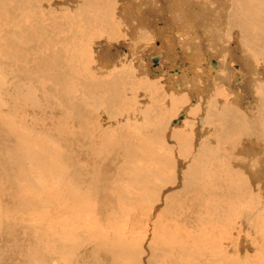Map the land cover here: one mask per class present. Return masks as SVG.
<instances>
[{
	"label": "bare ground",
	"instance_id": "6f19581e",
	"mask_svg": "<svg viewBox=\"0 0 264 264\" xmlns=\"http://www.w3.org/2000/svg\"><path fill=\"white\" fill-rule=\"evenodd\" d=\"M13 1H15V0H13ZM94 1L95 2L90 1V0H21V2L18 1V4L16 3V5H15L13 2H9V0H0V7L9 8V3H11L10 4L11 10L13 8V9L18 10L17 12L21 11L20 16H22V17L25 16L23 21L20 20L21 18H18L22 23L21 22H20L21 24L16 23L14 25L16 28H12V27H14L12 25V27H11L12 29H11L10 28L11 25H9L7 27V29H5L6 31L4 32L3 35L5 36L4 42H6L5 43L6 46L4 48L1 46L3 41L1 42V45H0V52L5 53V55H4L5 59L3 60L4 65H5V69H8L7 73L5 75L6 76L5 91L7 92L6 96L10 99V100L8 99L9 102L7 101L8 104L6 103L7 111H6L5 115L2 112L3 115L0 118H6V117L11 116L10 118H6L7 119L6 122H4V120H3L4 123L2 122V124H4V125H2L3 127H0L1 131H3V129H4V135H0V152H1V150H3V148H6L8 151V150H10V147H11V151H8V152H10L11 158L16 159L17 162H19L21 165H22V163L24 161L23 159L25 157H27V161H28V159H31V160H34L36 162V160L38 158L40 159V155L37 154V152H39V153L42 152L43 156L44 155L46 156L49 152L54 153L55 151L52 150L54 148L50 149L48 147H44L45 145H42L40 150H38L35 146L30 145L29 144L30 142L28 143V140H27L28 134H30V136L31 135H34V136L41 135L42 136L41 138H43V136H57L58 135V137H62V139H64L63 137L70 136V135H68L70 133L64 132L62 134L63 131L61 129H63L62 128L63 126L59 127L60 124H59V126L57 125L58 127H55V128L52 127V128H54L53 130H50V128H46L47 131H39V130L35 131V130H33V126L31 127L28 124H26V117H25L24 108H21V104L18 103V101H21L23 103L24 97L25 98L27 97V98H29V102L30 101L32 102V99L34 97V91L35 90L37 92L40 91L41 86H43L42 91H44L45 89L50 91V92H48L47 90H45V92H44L45 95L41 94V97L46 96L43 99L47 98L50 101V103L56 99L58 94H61L63 97L64 96L67 97V96H69V94L72 95L73 92L75 94L77 91L76 87L71 89L70 93L65 94V93H63V92H65V89L63 88V86H64L65 82L68 85L67 81H71V77H73L72 74L75 73L74 69H76V68L81 69L83 67L84 68V74L86 75V79H88L87 83L89 81V85H92V87L95 85L96 87H98L100 89L101 92H102V90H107L105 92H108L109 90L113 89L116 86V84L119 85V82L124 84V89L129 94L131 92V89L134 90V87H136V85H139L137 87L148 86V87H145L146 89L144 91L148 90V88H150L152 86L158 88L161 85V87L164 89V93L168 92V94L165 93L164 95H170L171 94V98L169 97L170 98L169 101H172L173 99H175V100H178V102H179V99L181 100L180 103H178L180 105V107H179L180 111L178 112L179 114L177 113L178 114L177 116L172 117L168 121V123H169L168 129H169V127L173 121H175L177 123H181V126L179 128L177 126H175L171 129H169V131H171V132H170V136H168L169 137L168 139L163 138L164 135L154 136V141H152V143L153 142H154L153 144L156 143V145H158V148L154 149V150L152 148L150 149L153 151V155H151V156L155 155L154 161L157 162V161H160V159H163L162 160V162H164L163 168H165L163 173H161V174H160L159 170H156L157 176H159V177L161 176L164 179L163 180L160 177L161 183H159L157 185V187L159 190L163 189L162 193H164L165 197L162 199L161 198L162 195H160V197H159L157 195V192H155V195H153V194L148 195V196H154L155 202L158 199L156 204L157 205L161 204L162 205L161 207L163 210L162 212H160V214H162V216L157 217V219L155 218L156 220H153L154 221L153 223H155L157 221L159 224L155 223V224L151 225L152 229H153L152 230L153 231L152 236L154 237V239L152 240V242H153L152 244L155 245V247L153 246V248H156L157 251L152 252L151 251L152 248L150 249L148 243H147L148 244L147 249H149V255H147V252H146L147 250L145 251L143 249L141 251V249L145 246L141 247V249L139 246H137V247L134 246L135 248H132V247L121 248L119 246V241H117L118 247H116V246H114V244L112 245L113 239H111V237L113 236L112 235L113 232L111 233V232L107 231L105 233L102 232L103 234H101L100 232L105 227L101 230L100 228L103 225L99 224L100 225V228H99L100 232H95V234L100 233V235L97 237V240H96L98 245H95L94 246L95 248L93 247L94 250L96 249V251H93V252L100 253L102 250H106L110 256V261H111V262L108 261L107 264H122L123 262L122 263H120V262L123 259L128 258L127 256H129L131 258L130 263L127 261L128 264H239L240 261H239V258L237 256V255H239V254H237V253H239V249H237L238 247L235 248V245L232 244V235L234 236L237 233V232L233 231L231 228L233 226L232 221H234V219L232 220V217H233V215L239 216L237 214L240 210L244 213L247 212L245 209L248 210L249 207L246 208V205L244 204L245 202H243L244 199L241 200V199L237 198L236 194L238 195V193L242 189H244V187L246 185L245 183H247L249 181V182H251V185H254L255 187L259 186V189H260L259 192L261 193V195H263V200H264V191H262V184H264V169H263L264 166H261V165H264V157H263L264 142H262L264 139L261 141V140H259L260 135H258L259 138L256 135V134L260 133L259 130L262 128V125L264 128V8H263L264 7V0H117V2L119 1L118 2L119 4H117V3L115 4V2H116L115 0H99L98 2L96 0H94ZM45 2L47 5H51V3H52L53 8H55L57 10L58 14L56 13V16H54L55 18L52 16L53 14H51V16L53 17V18L52 17L51 18L56 20L54 23L57 26L59 25L61 28H63V31L66 34L63 36L64 40H68L69 36L76 35L77 32L80 30L83 31V33L86 30L88 31V33L90 30H93L90 32H92V33L94 32L95 34H97L98 37L105 36L104 35L105 33L107 35H109V37L106 39V41L102 40V41H104L103 47L98 46L96 50H95V48L90 50L91 48L89 47L90 51L83 52L82 55L86 57L87 61L85 58H82L83 59L82 65L79 64L80 61L78 59L80 56V54L78 52L80 50L79 51L75 50L74 48H76V47H74L73 49H71V51H73V54H72V52L70 53V48H69L70 45L67 46L69 49V53L68 52L67 53L70 56L68 58L65 57V54H63L62 50H60L61 48L58 49L59 50L58 52L57 51L55 52V50H54L55 48L53 49V48L49 47L47 54L41 53V51H42L41 49L44 50V48H47V46H48V44L45 43V40L42 39L44 37H41V35L43 33H40V34L36 33L37 30H38V32L40 31V29H38V26H40L41 22H39V24H36V27H35V26H32L31 24H29L28 18L31 19V17H34V16H35L34 18L38 17L35 14H34V16L33 15L31 16V14H29L30 12L32 13V11H33L32 9H31L32 11H30L31 5L40 4V6H41ZM35 6H32L33 9L35 8ZM37 6H39V5H37ZM256 6H260V10H254V7H256ZM42 8H40V9L37 8V9H39L38 12L39 11L41 12ZM48 8H49V6H48ZM50 8H51V6H50ZM78 8H81L83 10V13H80V10ZM26 9H28V11H30V12L28 13ZM37 9L36 10L34 9V11L37 12ZM51 10H52V8H51ZM70 10L73 11L72 13L74 16H78L80 18L78 20H74L72 15L70 16ZM46 11H48V10H46ZM0 12H1V10H0ZM5 12H6V10H5ZM17 12H13V13H17ZM112 13H115L116 15L119 16V20H115V23H117V25L121 26V28L119 29V35H118L119 39L118 38L112 39L113 35L117 34V32H116L117 27L112 24L113 20L110 19V15H112ZM39 14L41 15L42 13H39ZM54 15H55V13H54ZM7 16H10V15H7ZM14 16L16 17V15H14ZM45 16H46V14H45ZM6 17L4 16V18H6ZM13 17H11V18H13ZM41 17H43V19L45 18L43 15H41ZM4 18H2V19H4ZM116 18H117V16H116ZM2 19H0V20H2ZM15 19H17V17ZM39 19L41 20V18H39ZM5 20L6 19H4L5 23L9 21V20L5 21ZM32 20H33V18H32ZM47 20H45V21H47ZM125 20L127 21L126 22L127 24L123 22ZM34 21H36V20H34ZM82 21H86L85 24L83 23L85 25L84 29H81L79 27V24ZM2 22H3V20H2ZM37 22L38 21H36L35 23H37ZM47 22H45L44 28L46 26L48 28L49 23L47 24ZM18 24L21 26V29H19ZM4 25L5 24H3V26ZM41 26H43V22H42ZM49 26L51 27V25H49ZM47 28H46V30H47ZM50 29L52 30V27ZM53 30H52L53 32L57 31L54 28H53ZM18 31H19V33H17ZM41 31H43V28H41ZM61 31H62V29H61ZM88 33H87L86 37L89 35V39H90L92 37V34H90V33L88 34ZM55 34H56V32H55ZM85 34H84V36H85ZM50 35H52V34H50ZM90 35H91V37H90ZM49 38H50V36H49ZM57 38H58V36H57ZM61 38H62V36H61ZM157 38L159 39V41H161L163 43L164 47H165V45H167L169 47L170 51H175V49H177L176 53L178 54V56L172 57V55H170L169 53L161 54V51L159 49H155V52H153V50L156 46L155 45L153 47V45H154L155 40ZM54 39H56V38H54ZM76 39L78 40V38H76ZM82 40H83V38H82ZM50 41H53V40H50ZM49 43H51V42H49ZM90 43H92V42H90ZM86 44L87 43H85V45ZM88 44H89V42H88ZM88 44H87V46H88ZM66 45H67V43H66ZM85 45H83V47ZM64 46L65 45H63V47ZM41 47H43V48H41ZM174 47H176V48L174 49ZM86 48H88V47H86ZM112 49L114 50L115 53H112L113 52ZM151 49H152V51H151ZM63 50H64V52L67 51L66 48H64ZM94 50H95V52H94ZM148 50H149V52H147ZM161 50H163V48ZM81 51H82V49H81ZM155 53H159V54L156 55ZM153 56H154V58L161 59L160 60L161 64L162 63L168 64V62H169V64H170L169 72L173 73L171 75V77H168L167 75H165V73H164V75H159V74H157V72H155L156 74L155 73L153 74L151 72L150 64H151L152 60L154 59ZM180 56L184 57L185 60H187L186 58H188L189 61L192 62L191 64L196 63L195 66L193 67V69L191 68L194 71H195V69L197 70L199 64H202V62H204V61H208L209 66L211 63L212 68L208 73L209 74L208 78H206L204 76L203 77L201 76V78H200V77H198L196 72H193V76H192V74L188 75V74L184 73V68H182V64L179 63V59H181ZM0 57H1V55H0ZM2 57H3V55H2ZM215 58H217V59H215ZM0 60L2 61V59H0ZM72 61L75 62V65L79 61L78 64L82 67L80 68L79 66L76 67L74 65V67H76V68L72 69L71 64H69ZM185 63H187V62H185ZM175 65H177L176 68L174 67ZM189 65H190V63H189ZM189 65H187V66H189ZM193 65H191V66H193ZM2 67H1V69H2ZM119 67H120V71L118 69L117 72H115L114 76H111V73H113V70L116 68H119ZM183 67H184V64H183ZM214 67H216V68H214ZM181 68L183 70V73L181 71L182 74L178 75ZM79 72H80V70H79ZM2 74H3V72H2ZM144 75H146V76H144ZM82 76H83V74H82ZM2 77H4V76L2 75ZM2 77L0 76V78H2ZM78 77H79V75H78ZM29 79H31V82H33L34 84H31V85L25 84V81L29 80ZM74 79H75V76H74ZM83 79H85V78H83ZM42 81L45 83H48V85H45V83H43ZM35 82H37V83H35ZM161 82H163V83H161ZM2 84L3 83L0 81V88L4 87V86L1 87ZM158 84H159V86H157ZM69 85H71V84H69ZM89 87H91V86H89ZM121 88H120V91H121ZM152 88H150V89H152ZM176 88H177V90H174ZM92 89L96 90L97 88L96 89L92 88ZM163 89H161V91ZM72 90H74V91H72ZM0 91H2V90H0ZM89 91L91 92V90H89ZM120 91H117L115 93H111V95L122 96L121 94H119ZM47 92L50 94L48 95ZM147 92H149V91H147ZM147 92H145V93H147ZM3 93H5V92H3ZM156 93L157 92H155V94ZM162 94H163V92H162ZM154 95H153V97H154ZM156 95L158 96V94H156ZM90 96H92V95H90ZM7 97H5V98H7ZM148 97H150V96H148ZM148 97L146 98V100H149ZM1 98L2 97L0 94V99ZM71 98L72 97H69L67 99L70 100ZM82 98H85V95L82 96ZM169 98L166 97L167 100ZM182 98H184L183 100L187 99V103H185V101H183ZM80 100H81V98H80ZM86 100L84 99V102H86ZM90 100L88 102L89 104H91ZM117 100H119V96L118 97H110V98H107L105 100L103 99V101H106V102L113 101L114 103ZM33 101H34V99H33ZM35 101H37V100H35ZM103 101H102V104H103ZM182 101L185 104H182ZM84 102L79 104V105L76 104L77 107H76V109H74L75 111L73 112L71 109L70 111L65 113V115L71 114L69 116V117H71L74 114L78 118L80 117L82 119H85L87 116V113L89 112L91 107L87 109L88 106L86 107V105H85L86 103H84ZM96 102H97V100H96ZM4 104H5V100H3V105ZM169 104H170V107L175 106L174 104L171 105L172 104L171 102ZM33 105H34V103H33ZM48 106H49V104H48ZM55 106L58 107L57 109L61 108V107H59L60 103L55 105ZM113 106H114V104H113ZM45 107H47V106H45ZM49 109H50L49 113L51 114L53 109L51 107H49ZM99 109L100 108H98V110ZM112 109H114V108H112ZM34 110L35 109H32V111H34ZM140 111H138V112H140ZM194 111L196 113V120H195L196 122L192 123V124L193 125L195 124V126L193 127V130L195 132V136H192L191 135L192 133H189V132L187 133L186 131H188V129H189V131H193V130H191L192 125L189 124V117L191 116V114H195V113H193ZM111 112H113V111L111 110ZM143 112H145V111H143ZM20 113L22 114V116L20 115ZM46 113H48V112H46ZM115 113L117 114L116 117L118 118L119 111H115ZM36 114L38 115L37 117H40L39 113H36ZM41 114H42V112H41ZM48 114H47V116H48ZM98 114H100V113H98ZM4 116H6V117H4ZM136 118H138V117H136ZM49 119H52V118H49ZM115 121H117V119ZM165 121H167V120H165ZM57 122H59V121H57ZM60 122H62V120H60ZM80 123H78V124H80ZM88 123H90V122H88ZM88 123H84V124L86 125ZM219 123H220V125H219ZM81 124H83V122ZM118 124H119V122H118ZM144 124H145V122H144ZM232 124H234V125L232 126ZM155 125L156 124H154V126ZM159 125H162V124H159ZM218 125H219V127H218ZM65 126H66L65 130L66 129L70 130L72 132V136L74 135V138H75V135H76V132H77L79 126L76 128L74 127V125H70V124H66ZM230 126H232L231 127L232 133H233V131H236L235 129L233 130V128H236V126L240 127V129H237L239 132L243 129L242 130L243 134H242V132L240 133L242 135L243 139L241 137V139H239V140H241L240 142H237L238 140L236 138L234 139V140H236V144L240 143V145H237L238 146L237 147L233 144L234 147H237V148H236V151L234 150L232 152L227 149L229 145L228 146L223 145L225 141L224 142L222 141L223 142L222 146H219L217 143H215L214 136L216 134L213 135V133H211V130L213 132H215V129H218V128H220L222 131H223L222 128H225L228 130V129H230ZM151 128H152V131H155V129H156V127H151ZM153 128H155V129H153ZM161 128H163V127H161ZM29 129H32V130H29ZM157 129L160 130L159 128H157ZM257 129H259V130H257ZM227 130H226V132H227ZM254 130H256V132H258V133L254 134L255 133ZM150 131H151V129H150ZM246 131L254 132L253 136L251 134H248L247 137L245 138L243 135ZM99 132L103 133L104 130L99 129ZM248 132H246V133H248ZM82 133H83V131H82ZM165 133H167V128H166ZM215 133H217V132H215ZM154 134H155V132H154ZM240 134H239L238 138L241 136ZM80 135H82V134L80 133ZM89 135L91 137L88 138V140L86 142L84 141L85 144L87 143L89 148L100 149V147H94L96 144L98 145V141L96 140V137L91 135V132ZM217 135H219V134H217ZM237 135H238V133L235 134V137H237ZM249 135H251V136L249 137ZM233 136H232V138H233ZM189 137H190V145H192V149L190 150L189 155L187 157H184L182 155V153H183L182 151L176 150V145L174 143H175V141H181L184 138H189ZM226 137H227V134H226ZM262 137H264V135H262L261 138ZM228 138L230 140V136L227 137V141H228ZM31 139L32 138H30V141H31ZM42 141H43V139H42ZM32 142H34V141L32 140ZM219 142H221V141H219ZM230 143L232 144V142H230ZM35 144L36 143H34V145ZM45 144H46V142H45ZM87 144H86V146H87ZM140 144H142V142ZM144 144H145L144 146H147L148 141L145 140ZM228 144H229V142H228ZM231 144H230V146H231ZM36 145H38V144H36ZM70 145H72V144H70ZM74 145H75V143H74ZM179 145H181V144H179ZM233 145H232V147H233ZM59 146L61 147V145H59ZM65 146H67V144ZM115 146L119 147V142L112 143L111 146L108 147V149H106V148H105L106 150L104 149L105 150L104 152H106L108 150L113 151ZM130 146H132V145H130ZM187 147H188V145H187ZM73 148H75V147H73ZM233 148H231V149H233ZM58 149H60V148H58ZM118 149H117V152H118ZM124 149H126V148H124ZM36 150H37V152H36ZM150 150H148V152ZM86 151H88V150H86ZM159 151H160V156H159ZM80 152H82V151L80 150ZM80 152L78 151V153H80ZM235 152H236V154L237 153L243 154L245 156L247 155V156H250L252 158L254 156H256V158L258 156H261V159L259 157L261 164L259 165V167L256 168L253 166L254 164L252 165L249 162L250 159H249V161H237L235 159V156H234ZM69 153H70V151H69ZM73 153H75V152L73 151ZM83 153H84V155L86 154V152H83ZM4 154H7V153H4ZM51 154L52 153H50V155ZM57 154H58V152H57ZM63 154H62V157L64 156ZM238 154L236 156H238ZM21 155L24 157L22 158ZM105 155L106 154H100V156H105ZM122 155H124V154H122ZM58 156H60V154L57 155V159H58ZM85 156H82V157H85ZM92 156L94 157L93 154H92ZM108 156H109V152H108V155H106V158H108ZM2 157H4V156H2ZM51 157H52V155H51ZM97 157H98V155H97ZM148 157H149V155H148ZM195 157L197 160L193 161ZM8 158H10V157H8ZM60 158L61 157H59V159ZM76 158L79 159V156H77ZM76 158H75V160H76ZM238 158H240V156L237 157V159ZM241 158H242V156H241ZM85 160H86V157H85ZM143 160H144V157H143ZM147 160L151 161L152 159L148 158V159H146V161ZM182 160H184V161H182ZM241 160H244V159H241ZM25 161H26V159H25ZM49 161H51V160H48L47 162H49ZM87 161H88V159H87ZM93 161H95V160H93ZM65 162H67V161H65ZM71 162L75 163L73 161H71ZM140 162H139V165L142 164ZM12 163H13V161H12ZM80 163H82V162H80ZM27 164H29V163H27ZM36 164H37V162H36ZM177 164L182 165V167L185 166V168L182 169V171L186 170V168L187 169L190 168L188 170L193 172V173H191L192 175L187 171L184 172L185 181H184L183 187L180 186L181 184L178 185L177 183H175V184L172 183V179L173 178L175 179L174 171L177 168ZM147 165H148V163H147ZM160 165L161 164H159V166ZM30 166L28 165L27 168H29ZM140 166H142V165H140ZM145 166H146V164H145ZM149 166H147L148 167L147 170H145L143 168L145 171H147V172H145L143 170L146 174L151 172V168H150L151 166L150 167ZM21 167H23V166H21ZM36 167L37 166L35 165L34 168H36ZM171 168L173 169L174 177L170 180L165 179V177L167 178V176H172L170 173ZM19 169H20V167H19ZM78 169L80 170V168H78ZM140 169H142V167ZM94 170H96V169H94ZM97 170H99V169L97 168ZM39 171H41V170H38L37 173L35 171V173L37 175H35L34 173H33L34 175H32L31 174L32 171L29 174H31V177L32 176H34V177L38 176L40 178L41 175H43V174H42V172L40 173ZM54 171L55 170L53 168V172ZM132 171H134V170H132ZM138 171H137V173H138ZM86 172H87V170H86ZM74 173H76V171ZM245 173L247 174L248 179L244 178V176L246 175ZM24 174H26V176H27L28 173H24ZM49 174L50 173L46 174L47 177H44L43 179L48 178L50 176ZM59 174H61V173H59ZM119 174H120V172H119ZM62 175H64V174H62ZM127 175H129V174H127ZM127 175H125V178L127 177ZM129 176H131V175H129ZM25 177L23 178V180H25ZM38 177H35V178H38ZM60 177H62V176H60ZM131 177H134V176H131ZM142 177L143 176H141V178ZM153 177L155 180V175ZM51 179H53V178H51ZM84 179H85V177H84ZM94 179L97 180L96 183L99 182V179H101V177L98 176L97 171L93 175V180ZM119 179H121V178H119ZM245 179H247L248 181L245 182ZM65 180H68V179L65 178ZM123 180H124V178H123ZM123 180H121V181H123ZM27 181H28V179L26 180L25 183H27ZM42 181L44 182V180H42ZM48 181L50 182L49 179H48ZM125 181H123V182H125ZM142 181L144 182L145 179ZM182 181H183V179H182ZM119 182H118V184H119ZM150 182H151V180H150ZM37 183H38V181H37ZM40 183H41V181L39 182V184ZM45 183H47L46 180H45ZM92 183H93V181H92ZM258 183H261V185H258ZM42 184L44 185V183H42ZM121 184H123V183H120L119 185H121ZM144 184L145 183H143L142 185H144ZM31 185H33V184H31ZM40 185H39V187H40ZM45 185H47V184H45ZM56 185L57 184H54V186H56ZM92 185H91V187H92ZM97 185H94V186L96 187ZM151 185H153V184H151ZM50 186L52 187L53 185L51 184ZM246 186H248V185H246ZM35 187H36V185H35ZM46 187H49V186H46ZM57 187L58 186H56V190H57ZM100 187L98 186L97 188H100ZM2 188H4V187L2 186ZM75 188H77V187H75ZM75 188H72L71 186H69L70 190H73ZM86 188H87V186H86ZM113 188H114V186H113ZM246 188H248V187H246ZM41 189H43V188H41ZM45 189H47V188H44V190ZM52 189H53V187L48 189V193H49V191H51V193H49V197L52 195H54V197H55V193L53 194L54 191H52ZM103 189H104V187H103ZM117 189H118V187H117ZM129 190H131V189H129ZM132 190H133V188H132ZM140 190L141 189H139V192H141ZM7 191L8 190H6V192ZM15 191H16V189L14 190V192ZM17 191L15 193H9V194L7 193L8 195H6V197H5L6 204L11 205V203H12V206L14 207L13 204L20 205V204L25 203V199H24L23 195L21 194L22 192L20 193ZM95 191H96V188H95ZM100 191H103L102 188H100ZM111 191L112 190H110V192ZM142 191H144V190L142 189ZM190 191H191V193H190ZM249 191H250V189H249ZM32 192H34V191L32 190ZM45 192H47V190ZM117 192H119V191H117ZM127 192H128V190L126 191V193ZM139 192H137V193H139ZM254 192H255V190L252 189V193L250 192L251 195L249 193L250 199L253 198ZM38 193H40V192H38ZM2 194H3V192H2ZM27 194H28V192H26V195ZM42 194H44V193H42ZM71 194L73 196L72 191H71ZM98 194H100V193H98ZM101 194H102V192H101ZM119 194H120V192H119ZM135 194H134V196H135ZM188 194L193 195V199L191 200V202H195V205L192 204L193 206H195V213L194 214L190 213V210H187L186 208H184V206H185L184 203H185L188 208H190L191 210L194 209L193 206L190 205V203H189L190 201L188 202V205H187L186 200L189 198H187L186 200L181 198L182 196L188 197ZM258 194L259 193H257V195ZM247 195H248V193H247ZM247 195H245V196H247ZM41 196H39V197H41ZM44 196H46V195H44ZM44 196H42V197H44ZM112 196L113 195H111V197ZM129 196L130 195L127 196L128 199H129ZM242 196H244V195L242 194ZM76 197H78V196H76ZM81 197L84 198L83 196H80V198ZM118 197H119V199L121 198L120 195L119 196L117 195V198ZM135 197L140 198L141 195H140V197H137V196H135ZM143 197H144V195H142V200H143ZM92 198H94V197H90L91 200H92ZM108 199H110V198H108ZM125 199H126V197H125ZM150 199H152V198H150ZM256 199H257V197H256ZM44 200L46 202H49L48 200H46V198ZM54 200H55V198H54ZM135 200H137V199H135ZM45 201L42 200L40 202L43 203ZM111 201H112V199H111ZM145 201L147 202L146 199H145ZM181 201L184 203H182ZM247 201H248V199H247ZM77 202H79V201H77ZM93 202H94V204H96L95 201H93ZM125 202H126V200H125ZM141 202H143V201H141ZM250 202H248V203H250ZM50 203H51V201H50ZM153 203H154V201H153ZM255 203H256V201H255ZM35 204L36 203H34L33 205L35 206ZM57 204H58V202H57ZM103 204H106V203H103ZM261 204H262V202H261ZM80 205L78 204L79 207H80ZM130 205H131V203H130ZM150 205L152 206V204H150ZM150 205H148V206L150 207ZM262 205H264V204H262ZM43 206H44V204H43ZM57 206H59V205H57ZM121 206H123V205H121ZM137 206H138V204H137ZM142 206L143 205H141V207ZM154 206L155 205H153V209H155ZM141 207H139V208H141ZM145 207L149 208V207H147V205ZM15 208H17V210L23 209V208H20L17 206ZM69 208H71V207H69ZM142 208H144V207H142ZM262 208H264V207L262 206ZM29 209L33 210L32 208H29ZM42 209H44V208H42ZM50 209L51 210L54 209L53 212H55V213L58 212V211H55L56 210L55 207H53V209L52 208H50ZM10 210H11V207H10ZM13 210H15V209H13ZM80 210H81V208H80ZM109 210H110V208H109ZM4 211H6V210L4 209ZM90 211H92V210L90 209ZM147 211L148 210H146V212L144 211L145 214L147 213ZM30 212H32V211H30ZM125 212L127 213V210ZM242 212H241V214H243ZM19 213H21V211ZM46 213H48V210ZM62 213H63V211H62ZM71 213H73V212H70V214ZM78 213H79L78 215L81 214L80 212H78ZM98 213H99V211H98ZM139 213H140V210H139V212L137 211V216ZM158 213H159V211H158ZM11 214H13V213H11ZM33 214L36 215V213H33ZM39 214H41V212ZM90 214H91V212H90ZM110 214H111V212H110ZM252 214H255V212ZM44 215H42V217H41L42 219H43ZM83 215H84V213H83ZM249 215H251V214H249ZM256 215L257 214H255V216ZM30 216H31V214H30ZM55 216H54V218H56ZM60 216H61V214H60ZM251 216H253V215H251ZM36 217H37V215H36ZM70 217L75 218L72 215H70ZM128 217H129V215H128ZM32 218L30 219V221H32ZM35 218H33V219H35ZM241 218H242V216H241ZM67 219H68V217H67ZM67 219L65 220V222L68 221ZM105 219H104V221H106ZM130 219H132V218H130ZM57 220H60V218ZM119 220H120V218H119ZM236 220H237V218H236ZM238 220H240V217ZM40 221L39 220L37 221L38 222L37 223L38 228H40V229L43 228V231L44 230L46 231V229H47V234H46V232H44L46 234V236L45 237L40 236V237L35 238L36 244L35 245L33 244L34 245L33 247H29L27 245L29 248H26L25 246H22L20 248L17 246H12V244L9 243L8 237L12 233L9 231L8 223H6L2 219V216L0 215V264H8V261L11 259V256L15 252L23 255V257L20 258L19 261H17V264H61L63 259L65 260L64 264H75V262H72V261H74L77 258L72 260V256H64L62 261H60V260H58L59 255L57 254L58 258H57V260L55 259V249L57 246V244H56L57 238L55 240L53 231H54V227L59 226L58 221H55V219H54V225H53V223L49 222L48 218H47L48 222L45 221L46 225L48 224L47 226L46 225L44 226V223L40 222ZM70 221H72V220H70ZM77 221H78V219H77ZM96 221H95V224H96ZM100 221H101V219H100ZM91 222H94V221L92 220ZM73 223H75V222H73ZM81 223H80V219H79L78 224H81ZM139 223H137V226L139 225ZM66 224L68 225V222ZM87 224H89V223H87ZM125 224H127V222ZM243 224H244V222H243ZM67 225H65V226L67 227ZM105 225H107V224H105ZM111 225H113V224H111ZM72 226H74V225H72ZM238 226H239V224H238ZM88 227H89V225H88ZM113 227H114V225H113ZM119 227H121V229H123L121 226V223H120V226H118V228ZM107 228H108V226H107ZM118 228H116V229L118 230ZM35 229H37V228H35ZM109 229H111V226L109 227ZM14 230H16V229H14ZM37 230H39V229H37ZM56 230H57V228H56ZM86 230L88 231L89 229H86ZM94 230L95 231L97 230L96 226H95ZM94 230L92 229V230H90V232L94 231ZM129 230L131 231V229H129ZM135 230H137V229H135ZM20 231H22V230H20ZM41 231H40V233H41ZM77 231H75V232H77ZM113 231H114V229H113ZM236 231H237V229H236ZM35 232H37V231H35ZM54 232H56V231H54ZM65 232H66V230H65ZM79 232L84 234L83 231H79ZM90 232H85V233H90ZM121 232H122V230H121ZM121 232H120V234H121ZM132 232L130 233V236L132 235ZM234 232H235V234H234ZM125 233H127V232H125ZM135 233L136 232H134V234ZM56 234H58V233L56 232ZM74 235H78V233L77 234L75 233ZM110 235H112V236L110 237ZM20 236H22V235L20 234ZM87 236H90V235H87ZM96 236H97V234H96ZM137 236H140V235L137 234ZM153 237H151V238H153ZM30 238L31 237H29V236L26 237L23 240V242L26 243ZM75 238H77V237L75 236ZM128 238L130 240V237H128ZM116 239H117V237H116ZM82 240L84 241L85 239H82ZM66 241H67V239H66ZM137 241H139V239ZM69 242H70V240H69ZM89 242L88 243L86 242V243L89 244ZM96 242H95V244H97ZM126 242H128V241H126ZM64 243H65V241H64ZM240 243H241V241H240ZM81 244H84V243H81ZM128 244L129 243H127V245ZM84 245H86V244H84ZM84 245L83 246L81 245V246L85 247ZM130 245H131V242H130ZM142 245H143V243H142ZM86 246H88V245H86ZM58 248L60 249V246H58ZM73 248H74V246H73ZM85 248L84 249L82 248V249L85 250ZM66 249H68V248H66ZM76 249H77V247H76ZM76 249L74 248V250H76ZM88 249H89V247H88ZM93 249L90 250L91 253H88V254L86 253L87 254L86 257L84 256V261L86 263H83V264H87V263H89V264H106L105 259L101 260V256L99 254L95 256V254L93 253L94 256L91 257V255H93L92 254ZM68 251H69V249L67 250V252ZM76 251H78V250H76ZM77 253H79V252H77ZM77 253H76V257L78 256ZM83 253H84V251H83ZM107 253H105V254H107ZM235 254H237V255H235ZM74 256H75V254H74ZM79 256H78V258H80ZM240 256L241 255H239V257ZM143 258L145 260H143ZM152 258H153V260H152ZM81 261L83 262V260H81Z\"/></svg>",
	"mask_w": 264,
	"mask_h": 264
},
{
	"label": "rangeland",
	"instance_id": "374dc122",
	"mask_svg": "<svg viewBox=\"0 0 264 264\" xmlns=\"http://www.w3.org/2000/svg\"><path fill=\"white\" fill-rule=\"evenodd\" d=\"M18 1H20L21 2V0H15V1H11V0H9V2H13L15 5H16V3L18 4ZM90 1H93V2H95L94 0H90ZM97 2L99 1V0H96ZM116 2H115V4L117 3V4H119L118 2H117V0H115ZM11 3H9V8H4V7H0V10H1V12L5 9L6 10V12H5V10L1 13L0 12V19H2V18H4V16L6 17L7 15H10V16H7L6 18H4V19H6L5 21H7V20H9L8 22H4V19H2L3 20V22H2V20H0V45H1V42H2V47L4 48L5 46H6V42H4L5 41V36L3 35L4 34V32L6 31L5 29H7V27L9 26V25H11L10 26V28L12 27V25L14 26L16 23H20L21 21H23L24 20V18H25V16H20V12H17L18 10H16V9H13L12 8V10L10 9L11 7V5H10ZM25 5V4H24ZM27 5V4H26ZM36 5V6H35ZM35 5H31V8H30V11H32V13L30 12V11H28V9H26L27 10V12L29 13V14H31V16L33 15L34 16V14L36 15V16H38V17H36V18H34V17H31V19L30 18H28L29 19V24H31L32 26H35L36 27V24H39V22H41V24H40V26L42 25V22H43V26H38V29H40V31L38 32V30H37V34H40V33H43L42 35H41V37H44V38H42L43 40H45V43L46 44H48V46H47V48H44V50L43 49H41V48H43V47H41L40 49L42 50L41 51V53H43V54H47V52H48V50H49V47H51V48H55L54 50H55V52L57 51H59L58 49H60V50H62V52H63V54H65V57H70L69 56V49H68V47L67 46H69V48H70V53L72 52V54H73V51H71V49H73L74 47H76V48H74L75 50H80L78 53L80 54V56H79V64L80 65H82L83 64V59L82 58H85L86 59V57L85 56H83L82 54H83V52H88V51H90V50H92L93 48H95V50L97 49V47L98 46H101V47H103V45H104V41H106V39L109 37V35H107L106 33L104 34L105 36H100V37H98L97 36V34H95L94 32L92 33V32H90V31H93V30H90L89 31V33L90 34H92V37H91V35H90V39H89V35L86 37V35H87V33H88V31L86 30L84 33H83V31H78L77 32V34L76 35H72V36H69L68 37V40H64L63 39V36L64 35H66L65 33H64V31H63V28H61L59 25V27L54 23L56 20L55 19H52L54 16H56V13H57V10L55 9V8H53V5H52V3H51V5H47L46 4V2L43 4V5H41L40 6V4H35ZM37 5H39V6H37ZM32 6H35V10L37 9V8H42L41 9V12L39 11L38 12V10L39 9H37V12H35L34 11V9H33V7ZM48 6H49V8H50V6H51V8H52V10L54 11H52L51 10V8L49 9L48 8ZM28 7V6H27ZM37 7V8H36ZM264 8V7H263ZM32 9V10H31ZM79 10H80V13H83V10L81 9V8H78ZM16 10V11H15ZM46 10H48V11H46ZM254 10H260V6H256V7H254ZM43 11V12H42ZM13 12H17V13H13ZM34 12V13H33ZM48 14H47V13ZM52 12V13H51ZM73 11H71L70 10V16L72 15V17H73V19L74 20H78L80 17H78V16H74L73 15V13H72ZM8 13V14H7ZM39 13H42L41 15H43L45 18V20H47V21H45L44 19H43V17H41V15L38 14ZM54 13H55V15H54ZM79 13V14H80ZM7 14V15H6ZM22 14V13H21ZM45 14H46V16H45ZM51 14H53L52 16H51ZM58 14V13H57ZM14 15H16V17H17V19H15L16 17L14 16ZM23 15V14H22ZM49 15V16H48ZM14 16V17H13ZM19 16V17H18ZM40 16V17H39ZM113 18H112V17ZM116 16H117V18H116ZM11 17H13V18H11ZM50 17V18H49ZM52 17V18H51ZM18 18H21L20 20L18 19ZM32 18H33V20H32ZM39 18H41V20L39 19ZM55 18V17H54ZM51 19V20H50ZM110 19L111 20H113L112 21V24L114 25V26H116L117 28H116V32H117V34L116 35H113V37H112V39H114V38H118L119 39V29L121 28V26L120 25H117V23H115V20H119V16L118 15H116L115 13H112V15H110ZM32 22H31V21ZM34 20H36V21H38L37 23H35L36 21H34ZM17 21V22H16ZM47 22V24H48V28H47V26L44 28V26H45V22ZM11 22V23H10ZM31 22V23H30ZM76 22V21H75ZM124 23H126L127 21L125 20V21H123ZM10 23V24H9ZM22 23V22H21ZM20 23V24H21ZM33 23V24H32ZM86 23V21H82L80 24H79V27L81 28V29H84L85 27V25L84 24ZM116 25H115V24ZM3 24H5L4 26L6 27H4L3 26ZM8 24V25H7ZM46 24V25H47ZM127 24V23H126ZM49 25H51V27H52V30H53V28L55 29V30H57V31H55L56 32V34H55V32H53L50 28V26ZM83 25V26H82ZM3 26V27H2ZM18 26H19V29H21V26L18 24ZM119 26V27H118ZM12 28H16L15 26L14 27H12ZM11 28V29H12ZM41 28H43V31H41ZM46 28H47V30H46ZM45 29V30H44ZM52 31H50V30ZM60 29V30H59ZM61 29H62V31H61ZM4 30V31H3ZM46 32V33H45ZM81 32V33H80ZM17 33H19V31L17 32ZM86 33V34H85ZM88 33V34H89ZM45 34V35H44ZM50 34H52V35H50ZM84 34H85V36H84ZM44 35V36H43ZM54 35V36H53ZM79 35V36H78ZM82 35V36H81ZM4 36V37H3ZM49 36H50V38H49ZM52 36V37H51ZM57 36H58V38H57ZM61 36H62V38H61ZM84 36V37H83ZM75 37V38H74ZM236 37V36H235ZM46 38V39H45ZM54 38H56V39H54ZM76 38H78V40L76 39ZM80 38V39H79ZM82 38H83V40H82ZM53 40V41H50V40ZM88 39V40H87ZM100 39V40H99ZM77 40V41H76ZM92 40V41H91ZM102 40H104V41H102ZM55 41V42H54ZM57 41V42H56ZM49 42H51V43H49ZM53 42V43H52ZM81 42V43H80ZM88 42H89V44H88ZM90 42H92V43H90ZM4 43V44H3ZM66 43H67V45H66ZM84 43V44H83ZM85 43H87L88 44V46H87V44L85 45ZM50 45V46H49ZM61 45V46H60ZM63 45H65L64 47H63ZM83 45H85L84 47L86 48V47H88V48H84L83 47ZM92 45V46H91ZM156 45V46H155ZM94 46V47H93ZM155 46V48H154V50H153V52H155V49H159L160 51H161V54H167V53H169L170 55H172V57H176V56H178V54L176 53V51H177V49H175L176 47H174V49H175V51H170L169 50V47L167 46V45H165V47L163 46V43L161 42V41H159V39L157 38L156 40H155V43H154V45H153V47ZM177 46V45H176ZM91 49H90V48ZM64 48H66V50L67 51H65L64 52ZM163 48V50H161ZM81 49H82V51H81ZM90 49V50H89ZM46 50V51H45ZM95 50H94V52H95ZM113 50V49H112ZM151 51H152V49H151ZM68 52V53H67ZM147 52H149V50L147 51ZM112 53H115L114 52V50H113V52ZM62 54V53H61ZM78 54V55H79ZM134 54V53H133ZM156 55L157 54H159V53H155ZM0 55H1V57H0V59H2V61L0 60V76L2 77V75L4 76V77H2V78H0V81L3 83L2 84V86L1 87H3V88H0V90H2V91H0V94H1V99H0V117H2V115L4 114L5 115V113H6V111H7V108H6V103L8 104V102H9V98L6 96V91H5V86H6V73H7V70L8 69H5V65H4V62H3V60L5 59V57H4V55H5V53L4 52H0ZM2 55H3V57H2ZM77 56V55H76ZM181 57V56H180ZM153 58H154V56H153ZM84 59V60H85ZM157 59V60H156ZM187 60H185L184 59V57H181V59H179V63H181L182 64V68H184V73H186V74H188V75H191L192 74V76H193V72H196L197 73V75H198V77H200L201 78V76L203 77H206V78H208V73H209V71L211 70V68H212V65H211V63H210V66H209V62L208 61H204V62H202V64H199V66H198V69L196 70L195 69V71L194 70H192L193 69V67L195 66V64L193 65V64H191L192 62L191 61H189V59L188 58H186ZM215 59H217V58H215ZM160 60L161 59H159V58H154L153 60H152V62H151V64H150V70H151V72L154 74L155 72H157V74H159V75H164V73H165V75H167L168 77H171V75L173 74V73H170L169 72V69H170V64H169V62H168V64H161L160 63ZM181 60V61H180ZM75 61V60H74ZM74 61H72L71 63H69V64H71V66H72V69H74V68H76V67H82V66H80L79 64H78V62H77V64L75 65V62ZM86 61H87V59H86ZM154 61V62H153ZM82 62V63H81ZM185 62H187V63H185ZM190 63V65H189V63ZM212 62V61H211ZM159 63V64H158ZM183 64H184V67H183ZM4 65V66H3ZM74 65L76 66V67H74ZM187 65H189V66H187ZM191 65H193V66H191ZM3 66V67H2ZM176 66V65H175ZM174 66V67H175ZM1 67H2V69H1ZM155 68V69H154ZM182 68H181V70H180V72H179V74L178 75H181L182 73H183V70H182ZM192 68V69H191ZM214 68H216V67H214ZM119 69V71H120V67L119 68H116V69H114L113 70V73H111V76H114V74H115V72H117V70ZM153 69V70H152ZM167 69V70H166ZM208 69V70H207ZM2 70V71H1ZM5 70V71H4ZM79 70H80V72H79ZM190 70V71H189ZM74 71H75V73H73L72 75H73V77H71V81H67L68 82V85H67V83L65 82L64 83V86H63V88L65 89V92H63V93H65V94H67V93H70V90L71 89H73L74 87H76V89H77V91H76V93L74 94V92L72 93V95H70L69 94V96H62L61 94H58V96L56 97V99L53 101V102H51L50 103V101L46 98V99H43V98H45L46 96H44V97H41V94H44L45 95V90H47V89H45L44 91H42L43 90V86H41L40 87V91H34V97H33V99H34V101H33V99H32V102L30 101L29 102V98H25L24 97V101H23V103L21 102V101H18V103H20L21 104V108H24V111H25V117H26V124H28L29 126H33V130H39V131H47V129L46 128H50V130H53L55 127H58L59 126V124H60V126L59 127H62L63 129H61L63 132H62V134L64 133V132H66V133H70V134H68V135H70V136H67V137H63L64 139H62V137H58V135L57 136H43V138H41L42 136L41 135H37V136H34V135H31L30 136V134H28L27 135V140H28V143L30 144V145H32V146H35L38 150H40L41 149V146L42 145H45L44 147H48V148H50V149H52V148H54V149H52L53 151H55L54 153L53 152H49L46 156L44 155L43 156V153L41 152V153H39V152H37V150H36V152H37V154H39L40 155V159L38 158L37 160H36V162H37V164H36V162L34 161V160H31V159H28V161H27V157H25L23 160V163H22V165L19 163V162H17V160L16 159H13V158H11V155H10V152H8V151H11V147H10V150H8L7 151V149L6 148H3V150H1V152H0V215L2 216V219L6 222V223H8V226H9V231L13 234H10V236L8 237V239H9V243L10 244H12V246H17V247H22V246H25L26 248H29V247H33L35 244H36V239L35 238H37V237H40V236H46V234H47V229H46V231L44 230L43 231V228H38V220L40 221V222H43L44 223V226L46 225V222H52L53 223V225H54V219H55V221H58V223H59V226H56V227H54V231H56L58 234H56V232H54L53 231V234H54V237H55V240H56V238H57V240H56V244H57V246H56V249H55V259L57 260V258H58V255H59V258H58V260H60V261H62V259L64 258V256H72V260H74L75 258H77V259H75L74 261H72V262H75V264H83V263H86L85 261H84V256L86 257V255L88 254V253H91L90 252V250L91 249H93V247L95 246V245H98V243L96 242V240H97V237L100 235V233L101 234H103V233H105V232H107V231H109V232H113L112 233V235H110V237H111V239H113V242H112V245L114 244V246H116V247H118V245H117V241H119V246L121 247V248H123V247H132V248H135V247H137V246H139L140 247V249H141V247H143V246H145V247H143L142 249H141V251L144 249L146 252H147V255H149V249H147L148 248V244H149V247H150V249H151V251L152 252H154V251H157L156 250V248H153V246L155 247V245L154 244H152L153 242H152V240L154 239V237L152 236V234H153V229H152V224H159L157 221L155 222V223H153L154 221L153 220H156L157 219V217H160V216H162V214H160V212H162L163 210H162V205L161 204H156L157 203V201H158V199H157V201L155 202V197L154 196H148L149 194H153V195H155V192H157V195L160 197V195H162L161 196V198L163 199L164 197H165V195H164V193H162L163 192V189H161V190H159L158 189V187H157V185L159 184V183H161V179H160V177L159 176H157V172H156V170H159L160 171V174L161 173H163V171H164V169L165 168H163L164 166V162H162V160L163 159H160V161H157V162H155L154 160H155V155L154 156H151V155H153V151L152 150H150L151 148L154 150V149H157L158 148V145H156V143L155 144H153L152 143V141H154V136H156V135H164L163 136V138H166V139H168L169 137L168 136H170V132L171 131H169V129H171V128H173V127H175V126H177L178 128L181 126V123H177V122H175V121H173L172 122V124L170 125V127H169V129H168V121L172 118V117H175V116H177L179 113V111H180V105L178 104V103H180V99H179V102H178V100H175V99H173L172 101H169L170 100V98H171V94L170 95H164L165 93H167L168 94V92H165L164 93V89L161 87V85H160V87H158V88H156V87H154V86H152V87H150V88H152V89H150V88H148V90H146V91H144L146 88L145 87H148V86H142V87H137V86H139V85H136V87H134V90L133 89H131V92H130V94L129 93H127V91L124 89V84L123 83H120L119 82V85L118 84H116V86L113 88V89H111V90H109L108 92H105V91H107V90H102V92L100 91V89L98 88V87H96L95 85L92 87V85H89V81H88V83H87V80L88 79H86V75L84 74V68L82 67L81 69H74ZM78 71V72H77ZM181 71H182V73H181ZM2 72H3V74H2ZM5 72V73H4ZM82 74H83V76H82ZM156 74V73H155ZM78 75H79V77H78ZM177 75V74H176ZM74 76H75V79H74ZM144 76H146V75H144ZM162 77V76H161ZM83 78H85V79H83ZM4 79V80H3ZM80 80V81H79ZM28 81V82H27ZM43 82V81H42ZM92 82V81H91ZM35 83H37V82H35ZM43 83H45V82H43ZM161 83H163V82H161ZM25 84H34L33 82H31V79H29V80H26L25 81ZM69 84H71V85H69ZM93 84V83H92ZM45 85H48V83H45ZM89 86H91V87H89ZM141 86V85H140ZM157 86H159V84L157 85ZM71 87V88H70ZM122 87V88H121ZM92 88H94V89H96V90H93ZM120 88H121V91H120ZM136 88V89H135ZM159 91H157L156 89ZM88 89V90H87ZM150 89V90H149ZM154 89V90H153ZM160 89V90H159ZM161 89H163L162 91H161ZM68 90V91H67ZM89 90H91V92L89 91ZM139 90V91H138ZM141 90V91H140ZM156 90V91H155ZM174 90H177V88L176 89H174ZM48 92H50L49 90H47ZM67 91V92H66ZM72 91H74V90H72ZM96 93H95V92ZM117 91H120L119 92V94H121L122 96H120V95H117V96H113V95H111V93H115V92H117ZM147 91H149V92H147ZM3 92H5V93H3ZM43 92V93H42ZM47 92V94L49 95L50 93H48ZM85 92V93H84ZM129 92V91H128ZM145 92H147V93H145ZM155 92H157L156 94H158V96L155 94ZM162 92H163V94H162ZM93 93V94H92ZM127 93V94H126ZM145 93V94H144ZM161 93V94H160ZM87 94V95H86ZM92 95V96H90V95ZM99 94V95H98ZM151 94V95H150ZM156 96H155V95ZM85 95V98H82V96H84ZM147 95V96H146ZM153 95H154V97H153ZM119 96V100H117L115 103L113 102V101H109V102H106V101H103V99L105 100V99H107V98H110V97H118ZM144 96V97H143ZM148 96H150V97H148ZM163 96V97H162ZM167 98H169L168 100L166 99V97ZM5 97H7V98H5ZM61 99H60V98ZM69 97H72L70 100L69 99H67V98H69ZM140 97V98H139ZM148 97V99L149 100H146V98ZM157 99H156V98ZM162 97V98H161ZM36 98V99H35ZM80 98H81V100H80ZM173 98V97H172ZM7 99V100H6ZM9 99V100H8ZM28 99V100H27ZM84 99L86 100V102H84ZM91 99V100H90ZM184 98H182V100H183ZM3 100H5V104L3 105ZM31 100V99H30ZM35 100H37V101H35ZM41 100V101H40ZM89 100H90V102H91V104H89L88 102H89ZM96 100H97V102H96ZM175 100V101H174ZM8 101V102H7ZM46 101V102H45ZM102 101H103V104H102ZM153 101V102H152ZM177 101V102H176ZM183 101H185V103H187V99L186 100H183ZM182 101V104H185L184 102ZM27 102V103H26ZM86 103L85 105H86V107H87V109L88 108H90V110H89V112L87 113V116H86V120L85 119H82V118H78L77 116H75L74 114L71 116V117H69L71 114H69V115H65V113H67L68 111H70L71 109H72V111L74 112L75 110L74 109H76V107H77V105H79V104H81V103ZM172 103L171 105H175V106H172V107H170V104L169 103ZM176 102V103H175ZM2 103V104H1ZM33 103H34V105H33ZM47 103V104H46ZM60 103V106L59 107H61L60 109H57L58 107L57 106H55V105H57V104H59ZM114 104V106H113V104ZM23 104V105H22ZM48 104H49V106H48ZM55 104V105H54ZM77 104V105H76ZM102 104V105H101ZM168 104V105H167ZM13 105V104H12ZM11 105V106H12ZM106 107H105V106ZM116 105V106H115ZM151 105V106H150ZM179 105V106H178ZM45 106H47V107H45ZM55 106V107H54ZM167 106V107H166ZM4 107V108H3ZM39 107V108H38ZM49 107H51L52 109H53V111H52V113L50 114L49 112H50V109H49ZM93 107V108H92ZM170 107V108H169ZM47 108V109H46ZM98 108H100L99 110H98ZM108 108V109H107ZM112 108H114V109H112ZM135 108V109H134ZM26 109V110H25ZM32 109H35L34 111H32ZM39 109V110H38ZM105 109V110H104ZM113 111V112H111V110ZM121 109V110H120ZM133 109V110H132ZM37 110V111H36ZM47 110V111H46ZM141 110V111H140ZM196 110V109H195ZM40 111V112H39ZM44 111V112H43ZM109 111V112H108ZM115 111H119V116H118V118L116 117L117 116V114L115 113ZM138 111H140V112H138ZM143 111H145V112H143ZM2 112H3V114H2ZM35 112V113H34ZM41 112H42V114H41ZM46 112H48V113H46ZM36 113H39V115H40V117H37L38 115L36 114ZM98 113H100V114H98ZM138 113V114H137ZM178 113V114H177ZM193 113H195V111L193 112ZM27 114V115H26ZM47 114H48V116H47ZM109 114V115H108ZM116 114V115H115ZM145 114V115H144ZM20 115L22 116V114L20 113ZM34 115V116H33ZM53 117H52V116ZM101 117H100V116ZM111 115V116H110ZM149 115V116H148ZM194 115V116H193ZM29 116V117H28ZM67 116V117H66ZM103 116V117H102ZM4 117H6V116H4ZM11 116H9V117H6V118H10ZM35 119H34V118ZM46 117V118H45ZM63 117V118H62ZM76 117V118H75ZM136 117H138V118H136ZM153 117V118H152ZM6 118H0V127H3L2 125H4V124H2V122H3V120H4V122H6L7 121V119ZM49 118H52V119H49ZM57 118V119H56ZM62 118V119H61ZM84 118V117H83ZM113 118V119H112ZM121 118V119H120ZM37 119V120H36ZM55 119V120H54ZM59 119V120H58ZM75 119V120H74ZM88 119V120H87ZM117 119V121H115ZM48 120V121H47ZM60 120H62V122H60ZM71 120V121H70ZM80 120V121H79ZM120 120V121H119ZM165 120H167V121H165ZM191 120V121H190ZM196 113L195 114H191V116L189 117V124L190 125H192V129L191 130H193V127L195 126V124L193 125L192 123H195L196 121ZM46 121V122H45ZM53 123H52V122ZM57 121H59V122H57ZM68 121V122H67ZM70 121V122H69ZM76 121V122H75ZM86 121V122H85ZM90 122V123H88V122ZM92 121V122H91ZM105 121V122H104ZM159 121V122H158ZM3 122V123H4ZM31 122V123H30ZM83 122V124H81V123ZM118 122H119V124H118ZM135 122V123H134ZM144 122H145V124H144ZM155 122V123H154ZM30 123V124H29ZM51 123V124H50ZM78 123H80V124H78ZM84 123H88V124H84ZM176 123V124H175ZM66 124H70V125H74V127L76 128V127H78V130H77V132H76V135H75V138H74V135L72 136V132L70 131V130H68V129H66L65 130V125ZM154 124H156L155 126H154ZM159 124H162V125H159ZM165 124V125H164ZM58 125V126H57ZM219 125H220V123H219ZM219 125H218V127H219ZM234 124H232V126H233ZM48 126V127H47ZM159 126V127H158ZM163 127V128H161V127ZM232 126H230V129H225V128H222L223 129V131L220 129V128H218V129H215V132H217V133H215V132H213L212 130H211V133H213V135L214 134H216L215 136H214V140H215V143H217L219 146H222V144H223V142H224V144L223 145H229L228 146V150L229 151H236V148L238 147L237 145H240V143H237L236 144V140H234L235 138L238 140L237 142H240L241 140H239V139H241V137H242V135L240 134L241 132H242V130L239 132L237 129H240V127L238 126H236V128H233V130L235 129L236 131H233V133H232V129H231V127ZM52 127H54V128H52ZM96 127V128H95ZM151 127H156V129L157 128H159L160 130H156L155 128H153V129H155V131H152V128ZM235 127V126H234ZM45 128V129H44ZM166 128H167V133H165V131H166ZM262 128H263V125H262ZM257 129V130H259V132L260 133H258V132H256V130H254L255 131V133L254 132H248V131H246V132H248V133H244V137L246 138L247 137V135L248 134H251L252 136H253V133L254 134H256V133H258V134H256L257 136L258 135H260V138H261V136L262 135H264V128L263 129ZM85 129V130H84ZM99 129H102V130H104V132L103 133H100L99 132ZM150 129H151V131H150ZM29 130H32V129H29ZM226 130H227V132H226ZM262 130V131H261ZM70 131V132H69ZM82 131H83V133H82ZM85 131V132H84ZM90 132H91V135H93L94 137H96V140L98 141V145L96 144L94 147H100V149H98V148H89L88 147V144H87V146H86V144H85V142L88 140V138H90L91 136L89 135L90 134ZM154 132H155V134H154ZM187 133L189 132V133H192L191 135L192 136H195V132H194V130L193 131H189V129H188V131H186ZM219 132V133H218ZM222 132V133H221ZM263 132V133H262ZM80 133L82 134V135H80ZM85 133V134H84ZM157 133V134H156ZM165 133V134H164ZM236 133H238V135H237V137H235V134ZM262 133V134H261ZM132 134V135H131ZM217 134H219V135H217ZM222 134V135H221ZM226 134H227V137H229L230 136V140H229V138H228V141H227V137H226ZM229 134V135H228ZM239 134L241 135L239 138H238V136H239ZM242 134H243V132H242ZM0 135H4V129H3V131H1L0 130ZM225 135V136H224ZM234 135V136H233ZM251 135H249V137L251 136ZM34 136V137H33ZM232 136H233V138H232ZM45 137V138H44ZM30 138H32L31 139V141H30ZM35 138V139H34ZM67 138V139H66ZM69 138V139H68ZM222 138V139H221ZM258 138H259V136H258ZM259 138V140H263L264 139V137H262L261 139ZM42 139H43V141H42ZM226 139V140H225ZM242 139H243V137H242ZM32 140L34 141V142H32ZM39 142H38V141ZM49 140V141H48ZM67 140V141H66ZM79 140V141H78ZM145 140H147L148 141V145L147 146H144L145 144H144V141ZM218 140V141H217ZM50 143H48V142ZM62 141V142H61ZM66 141V142H65ZM77 141V142H76ZM85 141V142H84ZM219 141H221V142H219ZM223 141V142H222ZM45 142H46V144H45ZM55 142V143H54ZM68 142V143H67ZM73 142V143H72ZM79 142V143H78ZM117 142H119V147H117V146H115V148L113 149V151L112 150H108V151H106V152H104L106 149H108V147H110L111 146V144L112 143H117ZM142 142V144H140ZM179 144H181V145H179ZM219 142V143H218ZM228 142H229V144H228ZM230 142H232V144L230 143ZM262 142H264V140L262 141ZM34 143H36V144H38V145H34ZM53 143V144H52ZM74 143H75V145H74ZM78 143V144H77ZM139 143V144H138ZM221 143V144H220ZM226 143V144H225ZM63 144V145H62ZM67 144V146H65ZM69 144V145H68ZM70 144H72V145H70ZM175 145H176V150L177 151H182L183 153H182V155L184 156V157H187L188 155H189V152H190V150L192 149V145H190V137L189 138H184L183 140H181V141H175V143H174ZM230 144H231V146H230ZM235 146H237V147H234V145ZM53 145V146H52ZM59 145H61V147L59 146ZM77 145V146H76ZM130 145H132V146H130ZM140 145V146H139ZM187 145H188V147H187ZM232 145H233V147H232ZM52 146V147H51ZM72 146V147H71ZM82 146V147H81ZM152 146V147H151ZM73 147H75V148H73ZM80 147V148H79ZM142 147V148H141ZM156 147V148H155ZM233 148V149H231V148ZM58 148H60V149H58ZM106 148V149H105ZM119 148V149H118ZM124 148H126V149H124ZM105 149V150H104ZM117 149H118V152H117ZM80 150L82 151V152H80ZM86 150H88V151H86ZM122 150V151H121ZM128 150V151H127ZM148 150H150L149 152H148ZM6 151V152H5ZM61 151V152H60ZM69 151H70V153H69ZM73 151L75 152V153H73ZM78 151L80 152V153H78ZM93 151V152H92ZM104 153H103V152ZM57 152H58V154H57ZM83 152H86V156L84 155V153ZM108 152H109V156H108V158H106V155H108ZM4 153H7V154H4ZM50 153H52L51 155H52V157H51V155H50ZM64 153V154H63ZM83 153V154H82ZM94 155V157L92 156V154ZM155 153V152H154ZM55 154V155H54ZM59 155L60 154V156H58V159H57V155ZM62 154L64 155L63 157H62ZM71 154V155H70ZM100 154H106L105 156H100ZM122 154H124V155H122ZM238 154V153H237ZM236 154V152H235V154H234V156H235V159L237 160V161H249V159H250V163L254 166V167H259V165L261 164V161H260V159H261V156H258L257 158H256V156H254L253 158L252 157H250V156H245V155H243V154H238V156H236L237 155ZM42 155V156H41ZM97 155H98V157H97ZM146 155V156H145ZM148 155H149V157H148ZM2 156H4V157H2ZM22 156V155H21ZM55 156V157H54ZM77 156H79V159L78 158H76ZM82 156H85L86 157V160H85V157H82ZM88 156V157H87ZM92 156V157H91ZM111 156V157H110ZM159 156H160V151H159ZM240 156V158H238L237 159V157H239ZM241 156H242V158H241ZM245 156V157H244ZM2 157V158H1ZM8 157H10V158H8ZM24 156H22V158H23ZM43 159H42V158ZM47 159H46V158ZM59 157H61L60 159H59ZM66 157V158H65ZM143 157H144V160H143ZM259 157H260V159H259ZM263 157H264V154H263ZM5 158V159H4ZM63 158V159H62ZM75 158H76V160H75ZM81 158V159H80ZM111 158V159H110ZM152 159L151 161L149 160H147L146 161V159ZM154 158V159H153ZM164 158V157H163ZM25 159H26V161H25ZM55 159V160H54ZM83 159V160H82ZM87 159H88V161H87ZM90 159V160H89ZM98 159V160H97ZM241 159H244V160H241ZM48 160H51V161H49V162H47ZM73 161V162H75V163H72L71 161ZM75 160V161H74ZM93 160H95V161H93ZM98 162H97V161ZM104 160V161H103ZM115 160V161H114ZM195 160H197L196 159V157L194 158V160L193 161H195ZM235 160V161H236ZM12 161H13V163H12ZM15 161V162H14ZM65 161H67V162H65ZM77 161V162H76ZM141 161V162H140ZM144 161V162H143ZM182 161H184V160H182ZM190 161V160H189ZM31 162V163H30ZM39 162V163H38ZM52 164H51V163ZM62 162V163H61ZM80 162H82V163H80ZM139 162L140 163H142V164H140V165H142V166H140L139 165ZM162 162V163H161ZM27 163H29V164H27ZM41 163V164H40ZM111 163V164H110ZM137 163V164H136ZM147 163H148V165H147ZM13 164V165H12ZM38 167H36V168H34V166L35 165ZM55 164V165H54ZM60 166H58V165ZM70 164V165H69ZM79 164V165H78ZM108 164V165H107ZM145 164H146V166H145ZM159 164H161L160 166H159ZM6 165V166H5ZM28 165L30 166L29 168H27L28 167ZM50 165V166H49ZM53 165V166H52ZM137 165V166H136ZM151 167H150V166ZM21 166H23V167H21ZM41 166V167H40ZM43 166V167H42ZM48 166V167H47ZM58 166V167H57ZM81 166V167H80ZM137 168H136V167ZM145 166V167H144ZM147 166H149L150 168H151V172L150 173H148V174H146L145 172H147V171H145V170H147ZM187 166V165H186ZM261 166H264V165H261ZM19 167H20V169H19ZM52 167V168H51ZM56 167V168H55ZM85 167V168H84ZM118 167V168H117ZM142 167V169H140V168ZM181 167V168H180ZM22 168V169H21ZM49 168V169H48ZM53 168H54V172H53ZM78 168H80V170L78 169ZM90 168V169H89ZM97 168L99 169V170H97ZM140 170H139V169ZM145 170H144V169ZM163 168V169H162ZM185 168V166H183L182 167V165H178L177 164V170L175 169V171H174V175H175V179L173 178L174 177V175H173V169L171 168L170 169V173H171V175L172 176H167V178L165 177V179H172V183L173 184H175V183H177L178 185H180L181 187H183V184H184V181H185V177H184V172H189L190 174L191 173H193L192 171H189L188 169H190V168H186V170H184V171H182V169H184ZM29 169V170H28ZM36 169V170H35ZM85 169V170H84ZM94 169H96V170H94ZM264 169V168H263ZM38 170H41V171H39L40 173L42 172V174L43 175H41V177L39 178L38 176H35V177H38V178H35L34 176H32L31 177V174L32 175H37L36 173H37V171ZM51 170V171H50ZM71 170V171H70ZM79 170V171H78ZM86 170H87V172H86ZM132 170H134V171H132ZM139 170V171H138ZM145 172H144V171ZM172 170V171H171ZM24 171V172H23ZM31 171H32V173H31ZM35 171H36V173H35ZM44 171V172H43ZM50 171V172H49ZM76 171V173H74ZM97 171V173H98V176L99 177H101V179H99V182H97L96 183V181L97 180H93V175L95 174V172ZM137 171H138V173H137ZM14 172V173H13ZM23 172V173H22ZM50 173L48 176V178H45V179H43L44 177H47V175L46 174H48V173ZM69 172V173H68ZM71 172V173H70ZM80 172V173H79ZM119 172H120V174H119ZM177 172V173H176ZM179 172V173H178ZM24 173H31V174H27V176H26V174H24ZM34 173V174H33ZM46 173V174H45ZM52 173V174H51ZM59 173H61V174H59ZM123 175H122V174ZM141 173V174H140ZM23 174V175H22ZM62 174H64V175H62ZM127 174H129V175H131V176H134V177H131V176H129V175H127ZM246 174V173H245ZM45 175V176H44ZM56 175V176H55ZM125 175H127V177L125 178ZM138 175V176H137ZM148 175V176H147ZM155 175V180H154V177L153 176ZM178 175V176H177ZM192 175V174H191ZM244 175V174H243ZM26 176V177H25ZM60 176H62V177H60ZM124 176V177H123ZM141 176H143L142 178H141ZM183 176V177H182ZM25 177V180H23V178ZM30 177V178H29ZM34 177V178H33ZM53 178V179H51V178ZM59 177V178H58ZM84 177H85V179H84ZM138 177V178H137ZM147 177V178H146ZM150 177V178H149ZM157 177V178H156ZM169 177V178H168ZM183 179V181H182V179ZM56 178V179H55ZM65 178L66 179H68V180H65ZM119 178H121V179H119ZM123 178H124V180H123ZM162 179H163V177H161ZM244 178H247L248 179V176H247V174L244 176ZM28 179V181H27V183H25L26 182V180ZM35 181H34V180ZM38 179V180H37ZM41 179V180H40ZM48 179L50 180V182L48 181ZM107 179V180H106ZM116 179V180H115ZM145 179V181L143 182L142 180H144ZM149 179V180H148ZM158 179V180H157ZM247 179H245V182H247L248 180ZM41 181V185L39 184V182ZM42 180H44V182L42 181ZM45 180L47 181V183H45ZM118 180V181H117ZM121 180H123V181H125V182H123V181H121ZM138 180V181H137ZM150 180H151V182H150ZM153 180V181H152ZM164 180V179H163ZM180 180V181H179ZM23 181V182H22ZM33 181V182H32ZM37 181H38V183H37ZM54 181V182H53ZM57 181V182H56ZM70 181V182H69ZM92 181H93V183H92ZM108 181V182H107ZM120 181V182H119ZM149 181V182H148ZM158 181V182H157ZM176 181V182H175ZM29 182V183H28ZM32 182V183H31ZM59 182V183H58ZM113 182V183H112ZM118 182H119V184L120 183H123V184H121V185H119L118 184ZM145 183L144 185H142L143 183ZM9 183V184H8ZM42 183H44V185L42 184ZM107 183V184H106ZM116 183V184H115ZM147 183V184H146ZM155 183V184H154ZM248 183V184H247ZM247 183H245L246 185H248V186H246L245 185V187H244V189H242L239 193H238V195L241 197H239L237 194H236V197L237 198H239V199H241V200H243V202H245L244 204L246 205V208H248L249 207V209L247 210V209H245L247 212H242L241 210L238 212V214L237 215H239V216H234L233 215V217H232V220L234 219V221H232L233 222V226L231 227L232 228V230L233 231H235V232H237L236 234H235V232H234V236L232 235V244L233 245H235V248L236 247H238L237 249H239V253H237V254H239V255H241L240 257H239V255H237V254H235V255H237L238 256V258H239V264H264V208H262V206L264 207V205H262V204H264V200H263V195H261V193L259 192L260 191V189H259V186H257V187H255L254 185H251V182H247ZM250 183V184H249ZM31 184H33V185H31ZM45 184H47V185H45ZM53 185L52 187H53V189H52V191H54L53 192V194L55 193V197H54V195H52V196H50L49 197V193H51V191H49V193H48V189H50V188H52L50 185ZM54 184H57L56 186H58L57 187V190H56V186H54ZM93 184V185H92ZM98 184V185H97ZM101 184V185H100ZM125 184V185H124ZM151 184H153V185H151ZM9 185V186H8ZM35 185H36V187H35ZM39 185H40V187H39ZM91 185H92V187H91ZM94 185H97L96 187L94 186ZM117 185V186H116ZM156 185V186H155ZM251 185V186H250ZM258 185H261V183H258ZM2 186L4 187V188H2ZM31 186V187H30ZM43 186V187H42ZM46 186H49V187H46ZM69 186H71L72 188H75V187H77V188H75V189H73V190H70L69 189ZM86 186H87V188H86ZM96 188V191H95V188ZM100 187V188H102V190L103 191H100V188H97V187ZM104 187V189H103V187ZM113 186H114V188H113ZM142 186V187H141ZM146 188H145V187ZM35 187V188H34ZM39 187V188H38ZM86 189H85V188ZM117 187H118V189H117ZM246 187H248V188H246ZM2 188V189H1ZM41 188H43V189H41ZM44 188H47V189H45L44 190ZM131 189V190H129V189ZM132 188H133V190H132ZM153 188V189H152ZM258 188V189H257ZM11 189V190H10ZM16 189V191L17 192H22L21 194L23 195V197H24V199H25V203H23V204H20V205H15V204H13L14 205V207L12 206V203H11V205H8V204H6V201H5V197H6V195H8L9 193H15L14 192V190ZM21 191H20V190ZM35 189V190H34ZM41 189V190H40ZM138 189V190H137ZM139 189H141L140 191L142 192H139ZM142 189L144 190V191H142ZM146 189V190H145ZM248 189V190H247ZM249 189H250V191H249ZM252 189H254L255 190V192H254V196H253V198L252 199H250V197H249V193L251 192L252 193ZM6 190H8L7 192H6ZM32 190L34 191V192H32ZM47 190V192H45ZM98 190V191H97ZM110 190H112L111 192H110ZM124 190V191H123ZM128 190V192L126 193V191ZM246 192H245V191ZM71 191H72V193H73V196H72V194H71ZM74 191V192H73ZM81 191V192H80ZM84 191V192H83ZM89 191V192H88ZM100 191V192H99ZM115 191V192H114ZM117 191H119L120 192V194H119V192H117ZM131 191V192H130ZM262 191H264V184H262ZM2 192H3V194H2ZM26 192H28V196L26 195ZM30 192V193H29ZM38 192H40V193H37ZM101 192H102V194H101ZM137 192H139V193H137ZM246 194H245V193ZM6 193V194H5ZM8 193V194H7ZM42 193H44V194H42ZM46 193V194H45ZM59 193V194H58ZM84 193V194H83ZM98 193H100V194H98ZM118 193V194H117ZM129 193V194H128ZM135 194V196H137V197H140V195H141V197L140 198H136L135 196H134V194ZM190 193H191V191H190ZM247 193H248V195H247ZM251 193H250V195H251ZM257 193H259L258 195H257ZM3 196H2V195ZM36 194V195H35ZM42 196H44V195H46V196H44L45 198H46V200H48L49 202H46L44 199V197H42ZM58 194V195H57ZM80 194V195H79ZM119 196L120 195V199H119V197L117 198V195ZM130 195L129 196V199L127 198V196L128 195ZM140 194V195H139ZM242 194L245 196V195H247V196H242ZM256 194V195H255ZM32 195V196H31ZM38 195V196H37ZM78 196V197H76V196ZM97 195V196H96ZM111 195H113L112 197H111ZM142 195H144V197H143V200H142ZM2 196V197H1ZM35 196V197H34ZM39 196H41V197H39ZM80 196H83L84 198H80ZM88 196V197H87ZM102 196V197H101ZM106 196V197H105ZM110 196V197H109ZM31 197V198H30ZM40 199H39V198ZM55 198V200H54V198ZM87 197V198H86ZM90 197H94V198H92V200L90 199ZM99 197V198H98ZM125 197H126V199H125ZM243 197V198H242ZM256 197H257V199H256ZM33 198V199H32ZM42 198V199H41ZM44 198V199H43ZM48 198V199H47ZM53 198V199H52ZM57 198V199H56ZM103 198V199H102ZM108 198H110V199H108ZM116 198V199H115ZM133 198V199H132ZM150 198H152V199H150ZM181 198H183V199H187V198H189V199H187L186 200V202H187V205H188V202L190 203V205H195V202H191V200L193 199V195L191 194V195H189L188 194V197H181ZM248 199V201H247V199ZM50 199V200H49ZM76 199V200H75ZM102 199V200H101ZM111 199H112V201H111ZM135 199H137V200H135ZM141 199V200H140ZM145 199L147 200V202L145 201ZM250 199V200H249ZM256 199V200H255ZM260 199V200H259ZM35 200V201H34ZM45 201V202H40V201ZM125 200H126V202H125ZM132 200V201H131ZM140 200V201H139ZM154 201V203H153V201ZM252 200V201H251ZM2 201V202H1ZM39 201V202H38ZM50 201H51V203H50ZM58 202V204H57V202ZM77 201H79V202H77ZM85 201V202H84ZM93 201H95V203L96 204H94V202ZM123 201V202H122ZM141 201H143V202H141ZM252 203H251V202ZM255 201H256V203H255ZM120 202V203H119ZM123 204H122V203ZM129 202V203H128ZM145 202V203H144ZM182 202V201H181ZM197 202V201H196ZM242 202V201H241ZM248 202H250V203H248ZM261 202H262V204H261ZM2 203V204H1ZM34 203H36L35 204V206L33 205ZM46 203V204H45ZM76 203V204H75ZM83 203V204H82ZM86 203V204H85ZM98 203V204H97ZM103 203H106V204H103ZM112 203V204H111ZM126 203V204H125ZM130 203H131V205H130ZM140 203V204H139ZM163 203V202H162ZM182 203H184V202H182ZM259 203V204H258ZM6 204V205H5ZM38 204V205H37ZM43 204H44V206H43ZM78 204L80 205V207L78 206ZM91 204V205H90ZM93 204V205H92ZM118 204V205H117ZM123 205V206H121V205ZM136 204V205H135ZM137 204H138V206H137ZM150 204H152V206L150 205ZM243 204V205H244ZM257 204V205H256ZM57 205H59V206H56ZM63 205V206H62ZM129 205V206H128ZM140 205V206H139ZM141 205H143L142 207H144V208H142L141 207ZM147 205V207H149L148 205H150V207L149 208H146L145 206ZM153 205H155L154 206V208L155 209H153ZM184 208H186L187 210H190V213H192V214H194L195 213V206H193V210H191L190 208H188L187 206H186V204L184 203ZM20 207V208H23V209H18L17 210V208H15V207ZM30 206V207H29ZM43 206V207H42ZM160 206V207H159ZM258 206V207H257ZM10 207H11V210H10ZM25 207V208H24ZM41 207V208H40ZM53 207H55V211H58V212H53ZM64 209H63V208ZM69 207H71V208H69ZM100 207V208H99ZM102 207V208H101ZM105 207V208H104ZM123 207V208H122ZM139 207H141V208H139ZM15 209V210H13V209ZM29 208H32L33 210H31V209H29ZM37 208V209H36ZM42 208H44V209H42ZM50 208H52L53 210H51ZM58 208V209H57ZM69 208V209H68ZM80 208H81V210H80ZM83 208V209H82ZM98 210H97V209ZM109 208H110V210H109ZM131 208V209H130ZM4 209L6 210V211H4ZM39 209V210H38ZM41 209V210H40ZM63 209V210H62ZM68 209V210H67ZM90 209L93 211H90ZM100 209V210H99ZM120 209V210H119ZM130 209V210H129ZM140 210V213L138 214V216H137V211L139 212V210ZM143 209V210H142ZM252 209V210H251ZM9 210V211H8ZM32 211V212H30V211ZM47 210H48V213H46L47 212ZM51 210V211H50ZM80 210V211H79ZM102 210V211H101ZM105 210V211H104ZM127 210V213L125 212ZM146 210H148L147 211V213L145 214V212H146ZM21 211V213H19ZM62 211H63V213H62ZM68 213H67V212ZM91 212V214H90V212ZM98 211H99V213H98ZM104 211V212H103ZM120 211V212H119ZM136 211V212H135ZM145 211V212H144ZM155 211V212H154ZM158 211H159V213H158ZM244 211V210H243ZM252 211V212H251ZM259 211V212H258ZM28 212V213H27ZM41 212V214H39ZM60 212V213H59ZM70 212H73V213H71L70 214ZM78 212H80L81 214L80 215H78L79 213ZM103 212V213H102ZM110 212H111V214H110ZM115 212V213H114ZM144 214H143V213ZM153 212V213H152ZM241 212L243 213V214H241ZM250 212V213H249ZM255 212V214H257L256 216H255V214H252V213H254ZM5 213V214H4ZM11 213H13V214H11ZM33 213H36V215H37V217H36V215H34ZM45 215H44V214ZM53 213V214H52ZM83 213H84V215H83ZM94 213V214H93ZM113 213V214H112ZM125 213V214H124ZM28 216H26V215ZM30 214H31V216L33 217V218H35V219H33L31 216H30ZM51 214V215H50ZM56 216H55V215ZM60 214H61V216H60ZM76 214V215H75ZM86 214V215H85ZM96 214V215H95ZM103 214V215H102ZM116 214V215H115ZM142 214V215H141ZM248 214V215H247ZM249 214H251V215H253V216H251V215H249ZM13 215V216H12ZM24 215V216H23ZM42 215H44V217H43V219L41 218L42 217ZM69 215V216H68ZM70 215H72V216H74L75 218H73V217H70ZM94 215V216H93ZM128 215H129V217H128ZM145 215V216H144ZM242 216V218H241V216ZM244 215V216H243ZM18 216V217H17ZM21 216V217H20ZM54 216L57 218V219H59L60 218V220H57L56 218H54ZM93 216V217H92ZM96 216V217H95ZM110 216V217H109ZM125 216V217H124ZM131 216V217H130ZM251 216V217H250ZM258 216V217H257ZM32 218V221H30V219ZM67 217H68V219H67ZM79 217V218H78ZM85 217V218H84ZM110 219H109V218ZM239 217H240V220H238L239 219ZM26 218V219H25ZM39 218V219H38ZM47 218H48V221H47ZM70 218V219H69ZM78 219V221H77V219ZM97 218V219H96ZM99 218V219H98ZM106 220V221H104V219ZM119 218H120V220H119ZM130 218H132V219H130ZM156 218V219H155ZM236 218H237V220H236ZM248 218V219H247ZM50 219V220H49ZM68 220L67 222H68V225L66 224L67 222H65V220ZM75 219V220H74ZM79 219H80V223L81 224H78L79 223ZM86 219V220H85ZM90 221H89V220ZM100 219H101V221H100ZM116 221H115V220ZM137 219V220H136ZM247 219V220H246ZM8 220V221H7ZM13 220V221H12ZM52 220V221H51ZM70 220H72V221H70ZM85 220V221H84ZM94 221V222H91V221ZM97 220V221H96ZM244 220V221H243ZM11 221V222H10ZM24 221V222H23ZM46 221V222H45ZM62 223H61V222ZM95 221H96V224H95ZM114 221V222H113ZM118 221V222H117ZM121 221V222H120ZM237 221V222H236ZM242 221V222H241ZM30 222V223H29ZM32 222V223H31ZM73 222H75V223H73ZM91 222V223H90ZM105 222V223H104ZM110 222V223H109ZM117 222V223H116ZM127 222V224H125ZM140 222V223H139ZM240 222V223H239ZM243 222H244V224H243ZM19 223V224H18ZM73 223V224H72ZM86 223V224H85ZM87 223H89V224H87ZM120 223H121V226H122V228L123 229H121V227H119L118 228V226H120ZM123 223V224H122ZM137 223H139V225L137 226ZM21 224V225H20ZM67 225V227L65 226V225ZM70 224V225H69ZM103 225V226H101V228H100V225ZM105 224H107V225H105ZM111 224H113L114 225V227H113V225H111ZM238 224H239V226H238ZM243 224V225H242ZM18 225V226H17ZM48 225V224H47ZM46 225V226H47ZM72 225H74V226H72ZM83 225V226H82ZM87 225V226H86ZM88 225H89V227L91 228H89L88 227ZM94 225V226H93ZM111 226V229H109V227ZM129 225V226H128ZM30 226V227H29ZM71 226V227H70ZM95 226H96V228H97V230L95 231L94 230V228H95ZM107 226H108V228H107ZM237 226V227H236ZM21 227V228H20ZM59 227V228H58ZM69 227V228H68ZM75 227V228H74ZM83 229H82V228ZM105 227V228H104ZM128 229H127V228ZM35 228H37V229H39V230H37V229H35ZM56 228H57V230H56ZM61 228V229H60ZM99 228L102 230L103 228V230L100 232L99 231ZM116 228H118V230L116 229ZM14 229H16V230H14ZM31 229V230H30ZM35 229V230H34ZM72 229V230H71ZM85 229V230H84ZM86 229H89L88 231L86 230ZM94 230V231H91L90 232V230ZM113 229H114V231H113ZM122 230V232H121V230ZM129 229H131V231L129 230ZM135 229H137V230H135ZM143 229V230H142ZM150 229V230H149ZM236 229H237V231H236ZM20 230H22V231H20ZM34 230V231H33ZM42 230V231H41ZM65 230H66V232H65ZM78 230V231H77ZM135 230V231H134ZM146 230V231H145ZM35 231H37V232H35ZM40 231H41V233H40ZM63 231V232H62ZM72 231V232H71ZM75 231H77V232H75ZM79 231H83L84 232V234L83 233H81V232H79ZM116 231V232H115ZM133 231V232H132ZM150 233H149V232ZM23 234H22V233ZM44 232H46V234L44 233ZM85 232H90V233H85ZM95 232H100V233H96L97 234V236H96V234H95ZM103 232V233H102ZM119 232V233H118ZM120 232H121V234H120ZM125 232H127V233H125ZM132 232V237L130 236V233ZM134 232H136L135 234H134ZM34 233V234H33ZM63 233V234H62ZM69 233V234H68ZM71 233V234H70ZM76 233H78V235H74V234ZM123 233V234H122ZM15 234V235H14ZM20 234L22 235V236H20ZM27 234V235H26ZM37 234V235H36ZM65 234V235H64ZM93 234V235H92ZM95 234V235H94ZM120 236H119V235ZM128 234V235H127ZM137 234L138 235H140V236H137ZM144 234V235H143ZM151 234V235H150ZM18 235V236H17ZM33 235V236H32ZM87 235H90V236H87ZM135 235V236H134ZM24 236V237H23ZM31 237L26 243L25 242H23V240L26 238V237ZM58 236V237H57ZM68 238H67V237ZM70 236V237H69ZM75 236L78 238H75ZM86 238H85V237ZM96 238H94V237ZM130 237V240H129V238L128 237ZM153 237V238H151V237ZM20 237V238H19ZM62 237V238H61ZM83 237V238H82ZM90 239H89V238ZM116 237H117V239H116ZM64 238V239H63ZM74 238V239H73ZM81 238V239H80ZM88 238V239H87ZM94 238V239H93ZM125 240H124V239ZM66 239H67V241H66ZM82 239H85L84 241L82 240ZM92 239V240H91ZM116 239V240H115ZM133 239V240H132ZM139 239V241H137ZM34 240V241H33ZM61 240V241H60ZM63 240V241H62ZM69 240H70V242H69ZM88 240V241H87ZM146 242H145V241ZM151 240V241H150ZM64 241H65V243H64ZM72 241V242H71ZM90 241V242H89ZM92 241V242H91ZM124 241V242H123ZM126 241H128V242H126ZM240 241H241V243H240ZM23 242V243H22ZM63 242V243H62ZM69 242V243H68ZM89 242V244H87V243ZM95 242L97 243V244H95ZM130 242H131V245H130ZM145 242V243H144ZM62 243V244H61ZM71 243V244H70ZM81 243H84V244H86V245H88V246H86V245H84V244H81ZM116 243V244H115ZM127 243H129L128 245H127ZM142 243H143V245H142ZM148 243V244H147ZM32 244V245H31ZM34 244V245H33ZM60 244V245H59ZM66 244V245H65ZM91 244V245H90ZM124 244V245H123ZM126 244V245H125ZM136 244V245H135ZM141 244V245H140ZM147 244V245H146ZM240 246H238V245ZM29 247H28V246ZM63 245V246H62ZM84 245L85 247H82V246ZM123 245V246H122ZM58 246H60V249L58 248ZM66 246V247H65ZM73 246H74V248L76 249V247H77V249L76 250H78V251H76V250H74V248H73ZM135 246V247H134ZM84 249L85 248V250H83L82 248ZM88 247H89V249H88ZM66 248H68L69 249V251L67 252V250L68 249H66ZM95 248V247H94ZM242 248V249H241ZM155 249V250H154ZM61 250V251H60ZM57 251V252H56ZM83 251H84V253H83ZM87 251V252H86ZM93 251H96V249L94 250H92V254L94 253L95 254V256L96 255H100L101 256V260H104L105 259V261H106V264L108 263V261L109 262H111L110 261V256H109V254L107 253V251L106 250H102L100 253H95V252H93ZM61 252V253H60ZM73 252V253H72ZM77 252H79V253H77ZM76 253H77V255L80 257V258H78V256L76 257ZM87 253V254H86ZM105 253H107V254H105ZM58 254V255H57ZM74 254H75V256H74ZM94 254L93 255H91V257H93L94 256ZM244 255V256H243ZM151 256V255H150ZM23 257V255H21L20 253H17V252H15V253H13V255L11 256V259L8 261V264H17V261H19V259L20 258H22ZM90 257V258H91ZM107 257V258H106ZM128 258H125V259H123L120 263H122V264H128V262L130 263L131 262V258L129 257V256H127ZM80 259V260H79ZM81 260H83V262L81 261ZM143 260H145L144 258H143ZM152 260H153V258H152ZM64 261V262H63ZM63 261H62V263L61 264H64L65 263V260L63 259ZM128 261V262H127ZM242 261V262H241ZM87 264H89V263H87Z\"/></svg>",
	"mask_w": 264,
	"mask_h": 264
},
{
	"label": "water",
	"instance_id": "95a60500",
	"mask_svg": "<svg viewBox=\"0 0 264 264\" xmlns=\"http://www.w3.org/2000/svg\"><path fill=\"white\" fill-rule=\"evenodd\" d=\"M177 67V65L175 66V68Z\"/></svg>",
	"mask_w": 264,
	"mask_h": 264
},
{
	"label": "crops",
	"instance_id": "0c3cea01",
	"mask_svg": "<svg viewBox=\"0 0 264 264\" xmlns=\"http://www.w3.org/2000/svg\"><path fill=\"white\" fill-rule=\"evenodd\" d=\"M214 62V61H213Z\"/></svg>",
	"mask_w": 264,
	"mask_h": 264
}]
</instances>
